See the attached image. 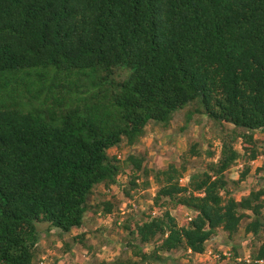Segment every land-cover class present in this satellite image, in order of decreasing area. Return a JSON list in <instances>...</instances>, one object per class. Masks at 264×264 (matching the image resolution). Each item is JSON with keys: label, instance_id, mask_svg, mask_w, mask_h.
<instances>
[{"label": "trees", "instance_id": "trees-1", "mask_svg": "<svg viewBox=\"0 0 264 264\" xmlns=\"http://www.w3.org/2000/svg\"><path fill=\"white\" fill-rule=\"evenodd\" d=\"M192 103L232 126L216 161L181 185L185 169L125 159L131 187L152 176L154 205L186 207L190 220L177 223L168 208L124 220L109 200L91 206L94 189L124 171L108 150L135 145L149 123L166 125ZM256 130L264 131V0H0V264H34L40 223L66 234L91 208L113 215L138 258L107 264L164 263L178 249L200 255L245 218L259 244L241 264H259L264 186L236 199L225 176L241 157L237 138L247 161L258 156Z\"/></svg>", "mask_w": 264, "mask_h": 264}, {"label": "rangeland", "instance_id": "rangeland-1", "mask_svg": "<svg viewBox=\"0 0 264 264\" xmlns=\"http://www.w3.org/2000/svg\"><path fill=\"white\" fill-rule=\"evenodd\" d=\"M196 107L197 104L192 103L174 113L166 125L149 123L144 135L135 145L127 146L122 143L118 147L109 149V155L119 159L124 171L118 177V183L112 185L109 190L102 184L98 185L90 195V205L94 206L100 201L109 200L114 204V216L119 218L123 216L124 220L131 217L145 221L149 217L160 215L165 208L170 210L177 223L190 220L193 212L186 207L167 206L163 200L159 201L158 205H154L153 197L158 187L152 176L148 178V185L143 183L144 178L141 177L136 180L138 185L131 187L128 183L131 168L126 166L125 159L128 154H136L144 157L143 165L147 169H162L169 164L185 169L178 181L181 185H185L189 174L204 171L209 162L218 159L221 140L227 135L230 136L229 132L232 131L231 125L215 123L206 117L202 110L197 112ZM237 131L243 132L240 129ZM253 139L257 141L258 156L250 161L246 160L247 154L244 152L242 138H237L233 143L241 157L225 172V176L229 179L228 187L233 191L236 199L247 195L251 189L264 186V131L253 132ZM246 166H248L246 177L234 184L233 182L238 179ZM130 203L136 204V211L131 209ZM124 206V214H122L119 209ZM94 211V208L89 209L82 228L66 234L57 231L47 234L44 232L46 224L40 223L38 256L34 264H107L118 257L124 263L130 259H138L131 248L126 246L130 238L127 230H124L120 224H115L113 215L108 219L101 214V211L97 213ZM247 221L246 218L243 219L232 238L219 229L217 234L206 242L203 254L196 255L178 249L164 253L163 255L168 257L164 263L142 264H241L246 258L252 261L251 255L259 240L250 233H244L243 227ZM81 233H84L83 241L78 243L74 237ZM260 237L264 238V230L260 233ZM152 246V244L145 246V249L150 251Z\"/></svg>", "mask_w": 264, "mask_h": 264}, {"label": "built area", "instance_id": "built-area-1", "mask_svg": "<svg viewBox=\"0 0 264 264\" xmlns=\"http://www.w3.org/2000/svg\"><path fill=\"white\" fill-rule=\"evenodd\" d=\"M132 207H135L134 203H130ZM246 262H249L250 260L248 258L245 259ZM260 264L264 263V261L260 260L259 261Z\"/></svg>", "mask_w": 264, "mask_h": 264}, {"label": "crops", "instance_id": "crops-1", "mask_svg": "<svg viewBox=\"0 0 264 264\" xmlns=\"http://www.w3.org/2000/svg\"><path fill=\"white\" fill-rule=\"evenodd\" d=\"M100 185H101V184H100ZM112 187H113V186L110 185V186L108 187L107 190H109V188H112ZM241 194H244V193H241ZM124 205H125V203H124ZM122 206H123V205H122ZM125 206H126V205H125ZM125 206H124V207H125ZM106 217L109 219V218H111V215H107ZM73 230H76V229H73Z\"/></svg>", "mask_w": 264, "mask_h": 264}]
</instances>
